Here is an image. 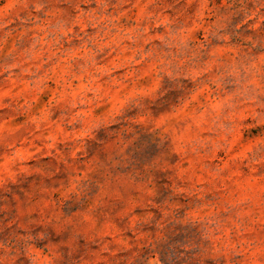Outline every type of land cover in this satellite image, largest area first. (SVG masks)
<instances>
[{
  "label": "clouds",
  "instance_id": "obj_1",
  "mask_svg": "<svg viewBox=\"0 0 264 264\" xmlns=\"http://www.w3.org/2000/svg\"><path fill=\"white\" fill-rule=\"evenodd\" d=\"M0 264H264V0H0Z\"/></svg>",
  "mask_w": 264,
  "mask_h": 264
}]
</instances>
